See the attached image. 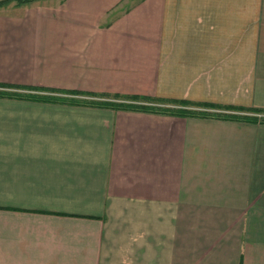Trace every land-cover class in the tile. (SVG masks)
<instances>
[{"label":"crops","instance_id":"1","mask_svg":"<svg viewBox=\"0 0 264 264\" xmlns=\"http://www.w3.org/2000/svg\"><path fill=\"white\" fill-rule=\"evenodd\" d=\"M0 85L264 112V0H9ZM0 264H264V122L0 95Z\"/></svg>","mask_w":264,"mask_h":264},{"label":"trees","instance_id":"2","mask_svg":"<svg viewBox=\"0 0 264 264\" xmlns=\"http://www.w3.org/2000/svg\"><path fill=\"white\" fill-rule=\"evenodd\" d=\"M9 0H5L7 2ZM30 0H17L18 3H22ZM18 87L13 86H2L0 85V95H9V96H21V97H31L41 100H50V101H64V102H89L97 104H106L110 106H122V107H136L141 109L155 110V111H165L172 114L179 115H192V116H214L218 118L226 119H244L249 121H261L264 122V117L259 118L254 115L245 114L247 112L254 113L259 111H251L245 107H236L230 105H217L207 102H191L188 100H176V99H149L143 97H133L137 98L134 101H146L147 105H134L123 102H114V101H96L90 100L87 98H82L84 96H98L95 93H86L76 90H63L47 87H31L29 90L42 91L35 93H26L20 89H15ZM81 96V97H79ZM111 98V97H109ZM228 111V112H224ZM231 111V112H230ZM264 113V112H260Z\"/></svg>","mask_w":264,"mask_h":264},{"label":"built area","instance_id":"3","mask_svg":"<svg viewBox=\"0 0 264 264\" xmlns=\"http://www.w3.org/2000/svg\"><path fill=\"white\" fill-rule=\"evenodd\" d=\"M82 98H87V99H90V100L92 99V100H96V101L97 100L98 101L105 100V101H117V102H120L119 100H115V99H112V98L108 99V98H98V97H91V96L82 97ZM121 102H128V103H130V102H133V101H121ZM134 103H136V104H139V103L140 104H148V103H145L143 101H135ZM224 112H228V111H224ZM245 114L254 115V116L259 117V118L264 117V113H245Z\"/></svg>","mask_w":264,"mask_h":264},{"label":"rangeland","instance_id":"4","mask_svg":"<svg viewBox=\"0 0 264 264\" xmlns=\"http://www.w3.org/2000/svg\"><path fill=\"white\" fill-rule=\"evenodd\" d=\"M16 2H17V0H15ZM30 1H32V0H30ZM26 2V1H25ZM3 3H6L5 2V0H1L0 1V4H3ZM18 3V2H17ZM25 92V91H24ZM35 92H42V91H34V90H30V91H28V92H26V93H35ZM135 101H133V102H130V103H128V102H126V103H128V104H134V105H147V104H136V103H134Z\"/></svg>","mask_w":264,"mask_h":264}]
</instances>
